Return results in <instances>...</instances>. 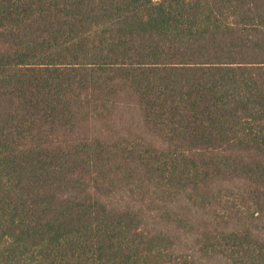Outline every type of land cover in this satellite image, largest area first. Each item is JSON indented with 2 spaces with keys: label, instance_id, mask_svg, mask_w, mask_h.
I'll return each mask as SVG.
<instances>
[{
  "label": "trees",
  "instance_id": "1",
  "mask_svg": "<svg viewBox=\"0 0 264 264\" xmlns=\"http://www.w3.org/2000/svg\"><path fill=\"white\" fill-rule=\"evenodd\" d=\"M0 264H264V0H0Z\"/></svg>",
  "mask_w": 264,
  "mask_h": 264
},
{
  "label": "rangeland",
  "instance_id": "2",
  "mask_svg": "<svg viewBox=\"0 0 264 264\" xmlns=\"http://www.w3.org/2000/svg\"><path fill=\"white\" fill-rule=\"evenodd\" d=\"M157 145H160L161 144V141L160 140H154L152 139Z\"/></svg>",
  "mask_w": 264,
  "mask_h": 264
}]
</instances>
